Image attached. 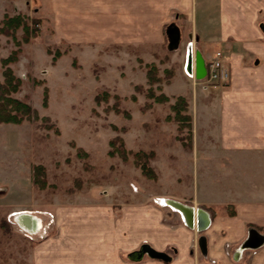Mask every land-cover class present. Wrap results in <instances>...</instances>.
Instances as JSON below:
<instances>
[{"label": "rangeland", "instance_id": "rangeland-1", "mask_svg": "<svg viewBox=\"0 0 264 264\" xmlns=\"http://www.w3.org/2000/svg\"><path fill=\"white\" fill-rule=\"evenodd\" d=\"M39 27L37 36L21 44L20 59L12 65L20 77L13 95L35 107L38 116H47L57 132L39 126V120L0 122V264H138L128 252L142 243L174 256L178 210L163 198L188 205L196 184L199 194L222 196L236 180H251L244 167L250 155L222 160L224 155L213 148L216 99L231 93L230 75L207 86L194 80L186 72V41L172 49L167 41L77 42L57 38L41 19ZM189 45L192 52L199 50V43ZM12 47L10 38L0 34V56ZM55 49L59 54L52 61ZM205 49L207 60L214 51L222 54L223 47L207 43ZM146 62L155 63L166 101L144 96ZM163 68L171 69L168 82ZM134 83L142 88L133 89ZM102 91L107 98L96 103L93 96ZM177 94L186 98L191 115L190 146L175 138L176 122L166 117ZM112 95L118 96L117 111ZM243 96L250 97L249 91ZM145 101L151 105L143 108ZM208 132L210 138L202 139ZM114 135L122 139L125 157L114 149L117 141L108 143ZM205 141L207 148L201 145ZM143 159L154 178L141 173ZM37 164L44 168L43 182L32 178ZM27 213L36 215L33 229L20 220ZM178 235L192 256L193 235ZM140 259L151 264L148 260L155 258L143 254Z\"/></svg>", "mask_w": 264, "mask_h": 264}, {"label": "crops", "instance_id": "crops-1", "mask_svg": "<svg viewBox=\"0 0 264 264\" xmlns=\"http://www.w3.org/2000/svg\"><path fill=\"white\" fill-rule=\"evenodd\" d=\"M15 12L39 17L50 24L57 38L68 41L160 44L166 43L165 30L173 24L178 28V42L199 43L204 60L210 54L205 49L207 43L223 47L231 93L216 99L218 125L212 146L224 155L222 160L250 155V165L244 167L250 169L251 180H236L234 188L227 186L221 191L227 193L222 196L199 194L196 184L188 199L193 209L192 226L185 224L179 211L177 214L174 256L166 261H148L264 264V0H0V18ZM189 55L193 67L192 50ZM19 59L9 64L12 69ZM247 76H251L249 81ZM245 91L250 97L243 96ZM193 133L192 128L195 140ZM210 134L202 139L210 138ZM201 145L207 148L208 143ZM206 167L210 169L211 164ZM236 172L240 179L242 175ZM226 205L232 207L233 214ZM197 206L206 210L202 228H197ZM34 216L27 213L20 220L33 228ZM181 232L193 235L189 243L192 256L186 253L188 245L179 237ZM138 260V264H148Z\"/></svg>", "mask_w": 264, "mask_h": 264}, {"label": "trees", "instance_id": "trees-1", "mask_svg": "<svg viewBox=\"0 0 264 264\" xmlns=\"http://www.w3.org/2000/svg\"><path fill=\"white\" fill-rule=\"evenodd\" d=\"M40 18L35 16H28L21 12H15L13 14L4 13L0 18V34L6 35L12 41L14 47H12L8 53L4 56H0V122L5 123H15L18 124L22 120H39V126L44 128L52 127L54 132H57V128L53 126V123L49 121L47 116H38L37 110L27 101L18 98L13 95L19 88L20 77L13 71L9 65L11 62H14L18 59V53L21 50V44L28 42L31 38L37 36L40 31L39 27ZM17 30H20L17 35ZM59 54L58 50L55 49L54 55L52 56V61ZM146 66L145 71V81L147 87H145L144 96L150 98L155 102L166 101L168 96L161 90V86L158 83L162 78L157 74V67L153 62L144 63ZM165 73L164 82H168V77L171 74V69L163 68ZM35 82L40 83L42 80L35 79ZM156 83V84H155ZM154 84V85H153ZM142 86L139 83L133 84V89L140 90ZM107 93L105 91L98 92L93 96V100L98 103L100 100H106ZM47 89L43 86L42 89V100L41 104H46ZM113 97V109L117 111V95H112ZM130 97L133 99L134 94H130ZM151 105L150 101H145L143 103V108L149 107ZM170 111L166 115L167 118L172 119L176 122V134L177 138L181 144L184 146L191 145V115L187 111V100L181 95L177 94L173 100L168 104ZM125 115H127L125 113ZM117 141L116 147L118 153L125 157L127 153L122 146V139L118 135H114L108 140L110 145H114ZM81 150V149H80ZM114 150H109L108 153L112 154ZM151 153V152H150ZM138 154V153H137ZM32 171V178L35 182L40 180L43 182V166L40 164L34 165ZM139 168L141 173L147 177L154 178L155 173L147 163L146 160H142L139 163ZM42 184V183H41ZM228 208V213L233 214L234 210L232 207L229 209V205H226Z\"/></svg>", "mask_w": 264, "mask_h": 264}, {"label": "water", "instance_id": "water-1", "mask_svg": "<svg viewBox=\"0 0 264 264\" xmlns=\"http://www.w3.org/2000/svg\"><path fill=\"white\" fill-rule=\"evenodd\" d=\"M165 34L167 38L166 44H167L168 49L175 48L179 41L178 28L175 25L171 24L167 26L165 30ZM190 50L191 49H190V45L188 42L187 50H186L187 55L185 59L187 71L190 72L192 70L195 78H201L204 76L205 71H206L204 58L201 52L198 49H195L193 52V67H191V59L189 55ZM172 203L177 208V210L181 213L185 224L187 226H192L193 212L191 210V207L177 200H172ZM196 214H197V228H202L204 224L206 223V218H205L206 213L203 209L197 208ZM143 254H147L149 257L158 258V259H162L165 261L170 259V255L168 253L162 250L155 249L147 243H142L139 245L137 249H134L128 252V257L132 260H137V259H140Z\"/></svg>", "mask_w": 264, "mask_h": 264}, {"label": "built area", "instance_id": "built-area-1", "mask_svg": "<svg viewBox=\"0 0 264 264\" xmlns=\"http://www.w3.org/2000/svg\"><path fill=\"white\" fill-rule=\"evenodd\" d=\"M205 68L206 71L203 77H194V80L202 81L204 86L211 83L213 84L215 81L226 80L229 74L228 68L222 60V54L220 51H214L212 56L205 61ZM186 72L194 76L192 70L188 72L186 69Z\"/></svg>", "mask_w": 264, "mask_h": 264}, {"label": "bare ground", "instance_id": "bare-ground-1", "mask_svg": "<svg viewBox=\"0 0 264 264\" xmlns=\"http://www.w3.org/2000/svg\"><path fill=\"white\" fill-rule=\"evenodd\" d=\"M166 202H168V203H170L175 209H177L174 205H173V203H172V200H170V199H164ZM191 210H192V212H193V209L191 208Z\"/></svg>", "mask_w": 264, "mask_h": 264}, {"label": "flooded vegetation", "instance_id": "flooded-vegetation-1", "mask_svg": "<svg viewBox=\"0 0 264 264\" xmlns=\"http://www.w3.org/2000/svg\"><path fill=\"white\" fill-rule=\"evenodd\" d=\"M30 223V222H29ZM29 229H33V228H31V225L29 224L28 226H27Z\"/></svg>", "mask_w": 264, "mask_h": 264}]
</instances>
